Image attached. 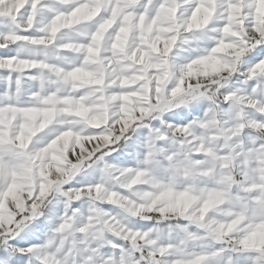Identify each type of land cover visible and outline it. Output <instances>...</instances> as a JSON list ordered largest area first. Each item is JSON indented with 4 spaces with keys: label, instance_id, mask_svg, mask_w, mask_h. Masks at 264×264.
<instances>
[{
    "label": "snow or ice",
    "instance_id": "1",
    "mask_svg": "<svg viewBox=\"0 0 264 264\" xmlns=\"http://www.w3.org/2000/svg\"><path fill=\"white\" fill-rule=\"evenodd\" d=\"M0 264H264V0H0Z\"/></svg>",
    "mask_w": 264,
    "mask_h": 264
}]
</instances>
